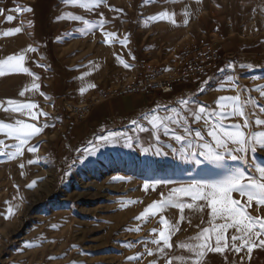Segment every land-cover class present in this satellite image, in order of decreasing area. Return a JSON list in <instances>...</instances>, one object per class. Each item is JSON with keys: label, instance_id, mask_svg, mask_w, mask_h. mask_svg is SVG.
Returning a JSON list of instances; mask_svg holds the SVG:
<instances>
[{"label": "rangeland", "instance_id": "1", "mask_svg": "<svg viewBox=\"0 0 264 264\" xmlns=\"http://www.w3.org/2000/svg\"><path fill=\"white\" fill-rule=\"evenodd\" d=\"M150 1L154 0H103L98 7L85 10L65 0H0V61L23 54V67L31 73L0 77V122L15 125L21 120L42 128L15 159L11 153L19 141L7 136V130L0 132V152L5 153L0 154V264H168L169 260L180 264L181 257L190 262L194 254L180 245L198 243L195 237L213 226L210 210L206 206L199 210L204 201L193 202L185 197V202L194 203V207L185 208L182 222L179 209L174 207L145 220L137 217L174 187L221 183L235 170L258 175L256 169L264 167V148L258 145L252 150L249 144L246 153L233 152L238 156L235 161L226 156L221 162H210L203 154L206 150L200 147L214 144L207 135L210 123L205 121L216 123L221 111H231L230 106L223 110L219 107L221 97L239 95L242 101H250L245 106L250 122L257 116L264 119V97L257 91L264 88V59L257 60L255 70L237 63L231 72L220 70L231 56L219 51L223 60L199 89L187 86L189 81L181 84L184 88L177 85L174 92L157 95L154 100L151 97L161 92L134 94L148 99L147 109L141 114L98 128L91 125L95 108L114 98L110 95L123 86L138 81L147 69L166 71L177 64L186 49L213 47L189 41L182 46L174 65L167 68L164 64H145L132 44L146 15L156 10ZM233 1L222 7L224 21L220 9H214V21L204 23L205 31L225 35L235 30L245 38L255 36V42L264 37L260 34L264 32V0L255 2V23L239 21L240 10L251 11V7H237ZM9 15L14 17L11 22L7 21ZM70 16L81 19L66 18ZM15 28L21 32L3 35ZM105 33H114L116 38L109 43ZM204 39L212 44L221 38ZM33 84L39 88L34 89ZM182 99H188L192 109L204 106V118L195 121L188 108H181ZM9 100L35 104L38 107L34 112L47 115L32 120L27 111H5L10 107ZM174 108L192 130V135H187L182 126L170 125L177 134L186 135L183 143L162 131L159 141L154 133L138 131L139 126L151 128L143 119L146 113L159 109L161 115L171 114ZM222 122L229 129L234 124L243 125V119L230 115H225ZM85 127L88 133L82 136ZM196 131L201 132L203 140L195 138ZM244 131L258 133L264 131V126L251 123ZM112 134L118 135L111 142L101 139ZM33 146L38 148L36 153L27 150ZM93 146L96 150L90 154L87 149ZM229 147L235 149L236 145ZM145 184L156 187L145 191ZM233 196L240 198L235 193ZM10 208L14 215L6 218ZM248 213L264 217V207L253 203ZM162 218L178 228L171 236L173 247L165 248L163 253L151 242L163 230ZM233 234L239 235L235 229L226 234L227 251L206 252L202 264H264V248L253 249L250 259L246 248L239 253L232 250ZM212 236L210 243L214 246L215 234ZM240 243L237 241V246Z\"/></svg>", "mask_w": 264, "mask_h": 264}, {"label": "snow or ice", "instance_id": "2", "mask_svg": "<svg viewBox=\"0 0 264 264\" xmlns=\"http://www.w3.org/2000/svg\"><path fill=\"white\" fill-rule=\"evenodd\" d=\"M65 2L74 7L92 10L94 7H98L103 0H65ZM27 11H31V9H27ZM172 16H174V14H172ZM172 16L167 12H162L160 13L159 18H169L172 23H175ZM66 18L73 20L81 19L80 17L75 16ZM13 19L14 17L11 15L7 17L8 22H11ZM153 19L156 18L154 17ZM20 32V28H15L14 30H9L8 32L3 33V35L12 36ZM105 38L106 41L110 43L111 40L116 37L114 33H105ZM28 51H35V49L29 48ZM24 59V55L21 54L19 56H9L5 60L0 61V77L19 74L21 72L31 75V73L23 67ZM120 63L126 68L129 67V65L123 60H120ZM32 87L38 89L39 85L33 84ZM89 87H95V85H89ZM84 91L85 89H81L82 93ZM257 91L261 97H264V88L257 89ZM23 94L24 93H21V95ZM249 102L250 101H242L239 95L234 97H221L219 107L223 110L230 106L231 111L227 113L221 111L220 120L216 123H211L208 120L205 121L206 123H210L207 135L212 138L214 144L209 145L205 143L200 147L206 150L203 154L210 162H221L226 156H230L231 159L235 161L238 159V156L233 154V152L246 153L249 144L252 145V150H255L257 145L260 148H264V131L251 134H247L244 131V129L248 128L251 123H254L257 127L264 126V119H260L259 116H257L254 122L249 121L248 114L245 112V106ZM7 104L10 107L4 108L5 111H27L32 120H38L41 115H47L43 112H34L33 109L38 106L32 103L17 104L15 101L9 100L7 101ZM179 104L181 108H188L195 121L199 122L204 118L206 113V108L204 106L192 109L189 107L190 101L188 99L180 100ZM0 108H3V105H0ZM262 111H264V109H262ZM225 115L243 119V125L234 124L231 126V129L225 128L222 122ZM143 119L147 121L151 128L149 129L144 126H139L138 131L141 133H154L157 141L160 139L161 131L166 136L171 135V137L177 142L183 143L185 141L186 135L177 134L176 130L170 127V125L182 126L185 134L192 135V130L188 127L187 119H181L180 112L175 108L171 110V114L164 115L160 114L159 109L153 110L150 113H146L143 116ZM133 124H137V121H133ZM5 130L7 131L5 132ZM0 132H5L7 136L19 141V143L14 146L15 150L11 153L12 158L15 159L17 155L23 154V150L28 144V141L39 135L42 132V128L32 123H25L21 120H17L15 125L0 122ZM116 135L118 134H112L111 136L102 137L101 139L111 142ZM194 136L198 140H203L204 138L200 131H196ZM131 139V137H127L128 141H131ZM188 143L192 145V141H188ZM2 144L3 142L0 141V145ZM229 144L236 145V148H230ZM127 146L131 147V143H128ZM27 150L36 153L38 148L33 146L28 147ZM95 150V146L87 149L90 154ZM220 150H223V153ZM0 154L5 153L0 152ZM32 162L33 161H29V163ZM21 167H23V165H21ZM256 172L258 175H245L244 172L235 170L221 183H196L174 187L166 197L161 194V199L146 208L137 219L145 220L149 215L155 216L167 208L174 207L179 209L181 213L180 221L182 222L184 220L183 212L185 208L192 209L194 207V203L185 202V197L190 198L193 202L204 201L205 204L201 205L199 210L203 211L205 206L210 210L211 223L213 226L204 229L197 237H195V240L198 241V243H182L180 245L182 249L186 248L190 253H193L195 257L190 262L181 257L179 258L180 264H202L206 252L224 253L227 251L229 249V243L226 234L229 229H235V232L239 233V235L233 234L231 236L232 250L239 253L242 249L246 248L250 259V254L253 249L257 247L264 248V239L261 238L264 237V217L252 216L248 213V209L253 203H255L257 207H264V167L257 168ZM150 187L154 190L156 185L145 184V191ZM234 193L238 194L240 198H234ZM242 200L245 202L242 203ZM12 215H14V213L10 208L9 215L6 218H10ZM216 220H222L224 222L216 224ZM160 222L163 225V230L159 232V238L153 239L151 242L158 246L159 252L163 253L165 248L171 249L173 247L171 236L173 232L178 231V228L171 225L166 218H162ZM135 230L139 231L140 229L137 228ZM213 233L215 234L214 246L210 243L213 238ZM153 234L155 235V230H153ZM237 241L241 242L239 246L236 244ZM161 242H163V247H159ZM149 254L152 255L153 253L149 252ZM168 264H172V260H169Z\"/></svg>", "mask_w": 264, "mask_h": 264}, {"label": "crops", "instance_id": "3", "mask_svg": "<svg viewBox=\"0 0 264 264\" xmlns=\"http://www.w3.org/2000/svg\"><path fill=\"white\" fill-rule=\"evenodd\" d=\"M228 2L229 0L150 1V5L156 7V10L151 13L149 12L143 20L141 27L139 26V30H137V34L133 39V48L145 64H164V67L168 68L175 64L182 46L188 45V42L192 41L204 46H213V49L231 56V60L227 59L223 62L220 70L224 68L226 71L232 72L236 70L237 63L244 69L255 70L257 60L264 59V37L257 39L255 42V36L245 38L235 32V30L225 35L222 33L216 34L217 31L215 33H212L210 30L205 31L204 23L212 24L214 21V9H220L222 14L221 21H224L223 15L225 13L222 7H226ZM255 2L257 3L256 0H235L232 2L237 7L243 8L246 5L251 7L252 13L250 10L246 12H241L240 10L239 21L251 20L255 23ZM162 12H167L170 16L174 14L172 18L175 20V23H172L169 18L160 19L159 16ZM154 17L156 19H153ZM262 19L264 20V17ZM215 21L217 20L215 19ZM228 28L223 26V30L227 31ZM260 34L264 35V32ZM218 35L221 39L214 40L212 44H210V41L207 43L204 39L205 37L211 38ZM215 73L211 71L206 78L201 80L193 79L191 80L192 82L186 85L199 89L207 81V78ZM178 88H176V91ZM157 95L164 96L165 94L155 93L151 97L152 100ZM146 103H148V99L141 95L115 96L95 108L91 118V125L98 128L108 122L127 120L145 111L147 109ZM87 130L88 127H85L82 136L87 135Z\"/></svg>", "mask_w": 264, "mask_h": 264}, {"label": "built area", "instance_id": "4", "mask_svg": "<svg viewBox=\"0 0 264 264\" xmlns=\"http://www.w3.org/2000/svg\"><path fill=\"white\" fill-rule=\"evenodd\" d=\"M223 60L222 54L211 47L207 49H186L177 64L166 71L162 69H147L138 81L125 85L111 97L134 94H149L161 92L170 94L175 86L208 75L214 67ZM89 112V111H88Z\"/></svg>", "mask_w": 264, "mask_h": 264}]
</instances>
